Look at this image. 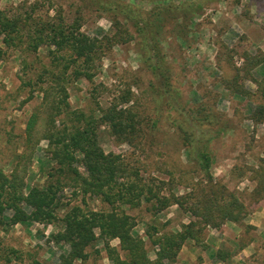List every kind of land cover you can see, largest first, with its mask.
Listing matches in <instances>:
<instances>
[{
	"label": "trees",
	"instance_id": "obj_1",
	"mask_svg": "<svg viewBox=\"0 0 264 264\" xmlns=\"http://www.w3.org/2000/svg\"><path fill=\"white\" fill-rule=\"evenodd\" d=\"M86 1L88 8L107 14L111 32L103 28L93 34L85 32L84 8L69 18L53 0H48L49 9L55 8L53 16L36 15L41 7L37 2L0 9V63L10 50L27 55L45 50L49 56L38 76L46 85L27 120L24 146L9 156L6 165L11 164V170L0 168V226L55 225L58 230L51 234L50 242L63 248L59 264H91L90 249L99 253L95 250L99 242L109 260L102 264H173L183 246L188 241L199 242L207 228L238 224L248 215L243 200L213 173V143L225 129L212 127L217 117L213 105L202 102L186 111L177 102L180 111L189 115L187 125L180 123L178 128L192 172L199 174L196 181L186 183L173 172L168 180L147 178L143 166L130 164L121 154L106 152L102 146L101 128L107 127L115 140L143 154L148 135L158 128L157 120L136 107L131 86L123 88L109 106L97 103L96 111L74 108L69 87L84 79L92 82L115 47L136 42L153 75L152 89L169 98L175 89L162 47L164 36L169 31L177 38L187 36L190 17L196 15L191 7L205 0H146L147 6L142 4L144 0ZM167 17L175 19V24L169 26ZM242 60L243 66L235 68L234 76L221 81L226 91L241 99L251 95L244 88L245 81L253 79L252 71L264 57L245 50ZM28 64L24 60L25 68ZM261 90L264 96V88ZM252 119L264 122V103L252 111ZM42 141L47 142L40 160L45 182L30 186L29 169ZM249 171L257 183L254 194L264 198V158L258 168ZM182 183L187 192L180 194L175 189ZM89 200L98 201L100 208L90 207ZM143 204L155 216L178 206L191 219L176 231L147 225L145 238L135 231V217L127 212ZM115 240L118 245L111 244ZM217 256L224 259L220 252Z\"/></svg>",
	"mask_w": 264,
	"mask_h": 264
},
{
	"label": "rangeland",
	"instance_id": "obj_2",
	"mask_svg": "<svg viewBox=\"0 0 264 264\" xmlns=\"http://www.w3.org/2000/svg\"><path fill=\"white\" fill-rule=\"evenodd\" d=\"M27 1L40 4L36 15L55 14V8L49 9L48 0H0V9H14ZM53 1L56 8L63 7L69 18L78 8H84L85 32L93 34L99 28L111 32L112 23L107 14L85 6L88 1ZM142 4L148 5L146 0ZM193 10L196 15L190 17L189 34L177 38L169 31L162 42L175 89L171 98H162L152 89L153 75L143 62L136 42H131L115 47L104 58L103 67L92 82L85 79L73 82L69 87L70 102L74 108L96 111L97 103L105 108L123 88L131 86L136 107L157 120L158 128L153 135H148L143 154L135 152L127 143H119L107 127L101 128L102 146L106 152L121 154L130 164L143 166L142 174L147 178L168 180L169 172H173L186 183L196 181L199 174L192 172L178 128L180 123L187 125L189 115L180 111L177 102L186 111L202 102L213 105L217 117L212 127H225L223 135L213 143V173L217 181L243 200L248 215L238 224L227 222L219 229L207 228L199 242L188 241L183 246L173 264H264V198L254 194L257 183L249 171V168H258L264 158V122L255 123L252 119V111L264 103L261 90L264 88V60L253 69V79L245 81L249 97L237 98L221 83L223 78L234 76L236 67L243 66L245 50L264 57V0H205L201 5H193ZM175 22L171 17L166 19L169 26ZM48 57L45 50L29 55L10 50L0 63V168L6 171L12 169L11 164L6 165L11 160L9 156L17 147L24 146L27 120L41 101V88L46 83L39 82L38 76L49 63ZM24 60L29 63L27 68ZM46 149L47 142L42 141L29 169L30 186L45 182L40 160ZM175 190L180 194L187 192L183 183ZM88 204L93 208L101 206L98 201L89 200ZM127 212L135 217V231L145 238L147 225L176 231L191 219L178 206L169 207L156 216L148 212L144 204ZM57 228L38 223L18 224L9 229L0 226V264H59L58 256L63 248L50 242ZM111 244L118 245V241ZM95 250L100 252L90 249L91 264L109 262L102 242ZM218 252L224 259L218 258ZM150 257H155L153 252Z\"/></svg>",
	"mask_w": 264,
	"mask_h": 264
}]
</instances>
